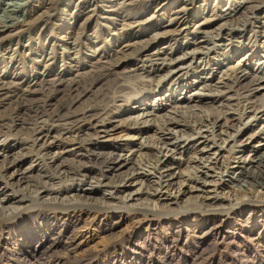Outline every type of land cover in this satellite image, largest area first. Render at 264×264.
<instances>
[{"label": "bare ground", "instance_id": "6f19581e", "mask_svg": "<svg viewBox=\"0 0 264 264\" xmlns=\"http://www.w3.org/2000/svg\"><path fill=\"white\" fill-rule=\"evenodd\" d=\"M263 39L264 0L0 2V224L31 203L79 217L264 213V144H253L264 69L203 74L264 58ZM129 63L126 79L117 69ZM36 161L46 169L33 176ZM215 229L220 242L233 236Z\"/></svg>", "mask_w": 264, "mask_h": 264}, {"label": "rangeland", "instance_id": "374dc122", "mask_svg": "<svg viewBox=\"0 0 264 264\" xmlns=\"http://www.w3.org/2000/svg\"><path fill=\"white\" fill-rule=\"evenodd\" d=\"M94 24L99 26L100 23ZM162 47H154L151 52ZM133 66L134 63L123 65L117 72L128 79ZM252 67L263 70L264 58L259 57L252 63L241 56L224 59L218 67L206 68L203 74L216 81L226 78L232 69ZM256 75L258 72L252 76ZM134 81L129 79L130 83ZM247 82L249 79L244 81ZM258 127L264 129V123ZM120 131L111 134L104 146L115 145ZM253 144H264V134ZM79 158L80 153H68L61 162L71 163ZM239 158L248 159V154L244 152ZM25 166L29 164L26 162ZM31 166L33 176L37 170L46 169L42 161L33 162ZM29 205L0 224V264H264V213L254 212L250 206H245L241 213L197 208L188 214L158 212L141 213L140 216L132 209L115 207L102 215L93 213L79 217L86 212L64 215L49 204ZM198 221L200 227L196 225ZM215 227L233 236L224 240L225 243L220 242L211 231ZM72 239L82 244L71 254L68 244Z\"/></svg>", "mask_w": 264, "mask_h": 264}]
</instances>
